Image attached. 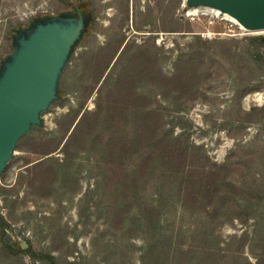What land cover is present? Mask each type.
<instances>
[{"label": "rangeland", "instance_id": "rangeland-1", "mask_svg": "<svg viewBox=\"0 0 264 264\" xmlns=\"http://www.w3.org/2000/svg\"><path fill=\"white\" fill-rule=\"evenodd\" d=\"M76 7L92 11L93 19L62 75L61 99L43 113L41 130L21 138L0 177L7 234L52 252L61 264H246L247 259L257 264L264 241V115L249 111L264 106V30L249 31L226 10L199 0H0V62L13 49L17 28L36 16ZM146 15L150 23L139 28ZM141 45L145 57L148 50L157 52L151 65L157 71L149 67L146 77L133 81L126 103L137 101L135 92L141 95L140 105L161 112L163 128L205 153L196 158L202 184L213 165L229 162L232 168L222 179V194L203 209L186 208L178 179L160 166L140 196L132 195L135 210L141 214L149 206L153 220L118 221L103 215L101 184L107 175L99 161L104 154L93 148L88 130L75 126L84 112L119 94L118 77L133 71L126 66ZM192 46L199 49L203 70L198 84L190 91L177 82L166 97L162 89L169 86L150 74L172 75ZM100 122L96 133L106 132L103 117ZM124 127L135 134L132 116ZM44 141H60L48 155L64 167L49 180L48 190L34 191L32 163L47 156ZM136 161L130 157L124 165L132 169ZM0 264L50 263L31 253H8L0 241Z\"/></svg>", "mask_w": 264, "mask_h": 264}, {"label": "trees", "instance_id": "trees-1", "mask_svg": "<svg viewBox=\"0 0 264 264\" xmlns=\"http://www.w3.org/2000/svg\"><path fill=\"white\" fill-rule=\"evenodd\" d=\"M77 10L78 8L76 7L75 11ZM148 14L150 15L151 13L148 12ZM149 15H146L145 19L142 20L141 26L138 25L139 28L146 22L150 23ZM196 37L202 41L200 35H196ZM192 45L194 46V43ZM142 47L129 58L128 64L132 65L126 66V68L128 67L127 71H133L129 72L128 75L122 73L118 77L121 80L120 85L123 86V89L116 91L119 94L115 95L119 98L114 95L113 98L105 101L103 106L99 105L96 110H87V112L82 114L75 126L77 128L82 125L88 130L91 145L94 149L104 154V160H100L99 165L107 175L106 182L101 184L103 185L106 203L104 204L103 215L106 219L115 218L118 221H132L134 219L138 221L147 218L148 221L153 220L154 211L149 206L147 209L141 210L142 215L135 210L132 195L135 194L134 197L140 196V192L146 188L149 179L160 166L169 170L178 179V192L185 207L187 208V204H191L194 207L203 206V209L213 203L211 202L212 199L215 201L222 194L224 189L222 179L228 174L227 171L232 168L229 162L222 166L219 165L217 168L213 165L208 170L210 172L206 174L208 177L206 183L202 184L198 179L199 169L197 168L196 158L206 156L205 153L200 148L198 149L196 145L181 138V136L174 135L170 129L163 128L161 112L157 108L148 107V104L145 106L140 105L138 100L141 99V95L136 92L135 94L133 93L137 101L133 102V104L126 103L125 99L132 90L133 81L138 82L144 76L146 77L145 70L149 69V67H152L151 70L157 71L155 66H151L156 63L157 52L152 54L148 50V58L144 56L145 47ZM196 53H199V49H195V47L185 51L184 55L180 57L181 64H177V70L172 75H162V73L155 72L150 74L156 75L157 77L154 79H160L162 83L169 86L162 89L168 93L166 97H169L167 95H170V91L174 89L172 85L177 82H181L183 86L186 84L188 87L186 86L187 88L185 89H190V91L198 84V77L199 75L202 76L203 70L201 61ZM134 59H143L146 64L134 63ZM160 72H162L161 69ZM176 90H178V95L183 94V88H176ZM112 93L114 94L115 92L111 90L109 94ZM129 105L133 106V108L130 109ZM83 107L84 102L80 104L79 108L82 109ZM249 113L252 115L263 113L264 115V106H255ZM131 116L135 123L134 135H131L124 127ZM102 117L105 121L106 132L96 133L95 131L101 125ZM36 129L41 130L42 128L35 127L32 131ZM107 131L108 134H106ZM26 135L28 133L24 136ZM19 142L16 149L19 147ZM44 142L46 144L42 153L47 156L32 163L36 171L32 172L29 184L34 191L48 190L50 188L49 180L57 175L59 166L64 167L61 162L55 165V163L51 162L54 156L48 155L60 148V141L57 143ZM134 156L137 161L134 162L132 169H129L124 165L125 160ZM48 193L46 195H49ZM111 199H114V201H110ZM212 208H216L215 204ZM8 226L7 220L0 214V241L2 248L6 252L12 254L31 253L33 257L47 260L50 264H61L52 252L34 249L27 240V247H23L22 240H13L7 234L6 229ZM256 257L257 264H264V241L260 243V251L256 254ZM246 264L253 263L247 259Z\"/></svg>", "mask_w": 264, "mask_h": 264}, {"label": "water", "instance_id": "water-1", "mask_svg": "<svg viewBox=\"0 0 264 264\" xmlns=\"http://www.w3.org/2000/svg\"><path fill=\"white\" fill-rule=\"evenodd\" d=\"M199 1L229 10L248 28H264V0ZM92 19V11L44 14L13 33V49L0 62V177L20 138L43 127V113L61 99L62 75Z\"/></svg>", "mask_w": 264, "mask_h": 264}, {"label": "bare ground", "instance_id": "bare-ground-1", "mask_svg": "<svg viewBox=\"0 0 264 264\" xmlns=\"http://www.w3.org/2000/svg\"><path fill=\"white\" fill-rule=\"evenodd\" d=\"M211 5H212V4H211ZM213 6H215V5H213ZM215 7H216V8H219V9H220L219 11L223 10V9H221L219 6H215ZM212 11H213V10H212ZM225 13L228 14V15H230L231 18H232L234 21L240 23L241 26H242L243 28L248 29L249 31H250V30H264V28H255V29L248 28V27L244 24V22L241 21V20H240V19H239L234 13L230 12L229 10H226Z\"/></svg>", "mask_w": 264, "mask_h": 264}, {"label": "flooded vegetation", "instance_id": "flooded-vegetation-1", "mask_svg": "<svg viewBox=\"0 0 264 264\" xmlns=\"http://www.w3.org/2000/svg\"><path fill=\"white\" fill-rule=\"evenodd\" d=\"M77 8H78V10H79V11H82V12H83V10H81V8H80V7H77ZM84 11H85V10H84ZM87 11H88V10H87Z\"/></svg>", "mask_w": 264, "mask_h": 264}]
</instances>
